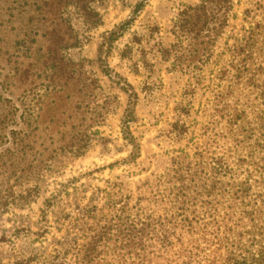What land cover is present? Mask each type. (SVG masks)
Instances as JSON below:
<instances>
[{"label": "rangeland", "instance_id": "374dc122", "mask_svg": "<svg viewBox=\"0 0 264 264\" xmlns=\"http://www.w3.org/2000/svg\"><path fill=\"white\" fill-rule=\"evenodd\" d=\"M28 1L33 3L0 0V116L8 130H20L14 76L20 70L21 12ZM144 1L96 0L101 23L91 28L72 15L80 45L66 55L98 80L99 102L111 98L114 107L104 124L90 131L93 140L83 155L59 153L35 174H23L20 164L17 171L0 174V264L63 259L75 264L76 248L96 224L117 216L113 208L125 207L127 217L138 211L176 214L175 196H208L194 189L202 186L211 159L234 166L248 155L250 141L241 127L253 122L261 107L259 93L237 82L234 57L246 30L260 21L264 0H236L210 57L193 63L185 61L190 38L180 26L183 13L200 0H149L136 15ZM236 114L240 121L234 125ZM129 116L137 159L124 139ZM185 172L194 174L195 182L186 179L189 189L180 192L178 178ZM210 199L198 200L196 212ZM120 246L109 241L94 264H179L178 245L171 250L151 242L140 253Z\"/></svg>", "mask_w": 264, "mask_h": 264}, {"label": "trees", "instance_id": "16d2710c", "mask_svg": "<svg viewBox=\"0 0 264 264\" xmlns=\"http://www.w3.org/2000/svg\"><path fill=\"white\" fill-rule=\"evenodd\" d=\"M95 1L33 0L23 6L20 70L14 76L20 91V130H8L0 116V174L17 171L19 164L23 174H35L59 153L83 155L93 140L90 131L104 124L113 110V99L99 102L98 80L66 55L80 45L71 24L73 14L90 28L100 25ZM148 1L138 4L136 15ZM235 2L200 0L183 13L180 27L190 38L185 61L205 62L210 57L229 25ZM258 8L261 19L246 30L234 57L237 82L259 93L256 100L261 110L255 112L253 122L241 127L250 141L248 155L235 160L234 166L224 158L211 159L209 172L199 180L202 186L194 189L208 196H175L180 203L176 214L138 211L127 217L125 207L113 208L117 216L96 224L87 241L76 248L75 264H94L102 247L112 240L121 243L119 249L137 253L151 242L171 250L178 245L175 257L179 264H264V2ZM236 115L234 125L240 121ZM131 116L125 121L124 139L137 159L139 147L130 132ZM185 173L178 178L183 185L180 192L189 189L188 184L184 186L186 179L190 185L195 182L194 174ZM204 198L211 201L197 213L198 200L203 203Z\"/></svg>", "mask_w": 264, "mask_h": 264}]
</instances>
